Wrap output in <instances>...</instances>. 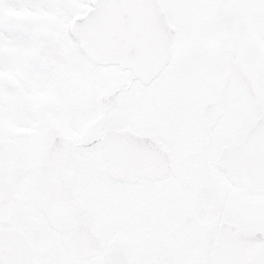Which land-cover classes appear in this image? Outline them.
I'll return each instance as SVG.
<instances>
[{
    "label": "snow or ice",
    "instance_id": "obj_1",
    "mask_svg": "<svg viewBox=\"0 0 264 264\" xmlns=\"http://www.w3.org/2000/svg\"><path fill=\"white\" fill-rule=\"evenodd\" d=\"M0 264H264V0H0Z\"/></svg>",
    "mask_w": 264,
    "mask_h": 264
}]
</instances>
